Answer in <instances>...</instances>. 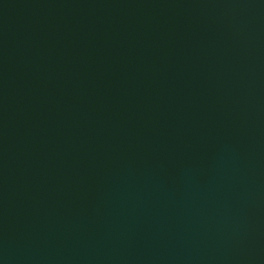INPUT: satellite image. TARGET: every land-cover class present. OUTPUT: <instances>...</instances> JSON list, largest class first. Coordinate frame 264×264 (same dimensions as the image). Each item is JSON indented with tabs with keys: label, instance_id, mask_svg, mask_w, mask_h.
Instances as JSON below:
<instances>
[{
	"label": "water",
	"instance_id": "1",
	"mask_svg": "<svg viewBox=\"0 0 264 264\" xmlns=\"http://www.w3.org/2000/svg\"><path fill=\"white\" fill-rule=\"evenodd\" d=\"M0 264H264V0H0Z\"/></svg>",
	"mask_w": 264,
	"mask_h": 264
}]
</instances>
